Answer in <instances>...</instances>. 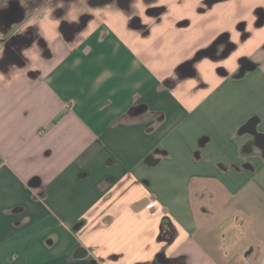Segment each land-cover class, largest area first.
<instances>
[{"label": "crops", "instance_id": "crops-1", "mask_svg": "<svg viewBox=\"0 0 264 264\" xmlns=\"http://www.w3.org/2000/svg\"><path fill=\"white\" fill-rule=\"evenodd\" d=\"M0 264H264V0H0Z\"/></svg>", "mask_w": 264, "mask_h": 264}, {"label": "flooded vegetation", "instance_id": "flooded-vegetation-1", "mask_svg": "<svg viewBox=\"0 0 264 264\" xmlns=\"http://www.w3.org/2000/svg\"><path fill=\"white\" fill-rule=\"evenodd\" d=\"M111 2H112V0H111ZM130 2H131V0H128V4H129ZM160 10H161V9H158V10H156V11L159 12ZM245 65H248V63H247L246 61L244 62V66H245Z\"/></svg>", "mask_w": 264, "mask_h": 264}, {"label": "water", "instance_id": "water-1", "mask_svg": "<svg viewBox=\"0 0 264 264\" xmlns=\"http://www.w3.org/2000/svg\"><path fill=\"white\" fill-rule=\"evenodd\" d=\"M245 68H246V66H245ZM245 68H244V70H245Z\"/></svg>", "mask_w": 264, "mask_h": 264}]
</instances>
